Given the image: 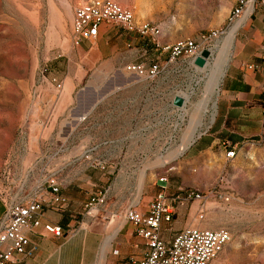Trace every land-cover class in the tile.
Here are the masks:
<instances>
[{
  "label": "rangeland",
  "instance_id": "rangeland-1",
  "mask_svg": "<svg viewBox=\"0 0 264 264\" xmlns=\"http://www.w3.org/2000/svg\"><path fill=\"white\" fill-rule=\"evenodd\" d=\"M82 1L0 0V193L8 198L33 194L41 189L49 171L55 170L63 181L62 187L77 185L84 197L101 191L105 197L98 207L86 209L83 204L80 212L68 215L65 227L58 223L68 236L84 241L93 236L96 226L115 227L127 222L126 209L145 204V196L156 195L162 190L159 178L167 175L168 200L188 188L204 194L202 199L178 205L171 223L181 229L186 223L202 228L226 227L231 233L224 250L209 264H264V138L238 151L235 158L224 160L222 166L211 164L206 155L196 158L192 165L184 164V150L178 149L186 138L208 128L215 117L236 38L240 36L235 34L236 28L221 45L218 38L202 43L212 52L203 68L186 57L172 62L167 53L161 54L148 42L152 50L144 54L142 62L161 61L163 72L159 76L164 79L156 87L159 76L141 78L126 70L119 76L124 80L143 79L142 85L149 83L145 94L148 112L139 121L145 125L144 131L135 133L137 128L132 127L130 134L116 130L109 135L116 144L120 141L121 149L115 147L107 152L98 143L104 135L91 133L92 145L98 143L92 153L107 155L110 160L106 163L93 160L90 164H67L45 158L52 153L58 156L66 144L72 149L81 139L87 140V135L69 129L65 101L67 97L73 100L78 94L90 93V87L85 85L106 76L91 68L89 58L78 54L79 46L73 40L74 10ZM116 1L134 9L137 20L159 24L161 43L199 40L203 34L226 27L242 2ZM258 8L264 7L256 4L247 14ZM107 28L122 29L116 24H107ZM49 74L63 83V90L44 81ZM175 95L184 96L186 104L171 112L166 101ZM166 159L171 163L164 167L161 162ZM74 176L79 179L71 181ZM89 249L88 242H82V254H68L60 264H105L100 262L97 251L89 253Z\"/></svg>",
  "mask_w": 264,
  "mask_h": 264
},
{
  "label": "crops",
  "instance_id": "crops-1",
  "mask_svg": "<svg viewBox=\"0 0 264 264\" xmlns=\"http://www.w3.org/2000/svg\"><path fill=\"white\" fill-rule=\"evenodd\" d=\"M247 12L234 23H228L226 32L218 37V44L221 45L234 28L235 34L240 35L236 38L235 53L228 66L211 125L198 135L186 138L178 148L184 150V164L192 165L196 158L206 155L211 164L222 166L223 161L228 160L227 149L238 152L264 138V8L255 9L251 14ZM165 41L167 40L163 39ZM148 42L151 41L135 33L103 25L94 42L84 40L79 45L78 54L90 59L91 68L106 74L85 85L90 87V93L78 94L73 100L67 97L65 101L69 109L65 118L69 120V129L87 135V140L81 139L72 149L66 144L64 149H60L61 154L56 156L52 153L45 158L67 164L72 161H77L80 165L90 164L93 160L106 163L110 160L107 155L92 153L93 149L98 148V143L104 145L103 149L107 152L115 147L121 149L123 145L120 141L116 144L114 138H109L110 134H114L116 130L130 134L132 127L137 128L134 129L135 133L144 131L145 125H140L139 121L147 117L145 94L149 83L142 85L140 83L144 82L143 79L124 80L119 76L125 72L128 63L145 59L144 54L152 50ZM160 63L162 65L161 61ZM250 64L257 65V68H249ZM163 79L159 76L154 86H161ZM174 97L166 101L171 112L173 108L176 111L179 108L174 105ZM155 111L150 110V113ZM93 132L104 135L95 145L91 142ZM141 146L143 145L139 147ZM170 163L171 159H166L161 165L165 167ZM78 179L79 177L74 176L71 181ZM184 180L183 178L182 181ZM86 181L91 179L87 178ZM183 183L185 185L187 182ZM61 193L64 203L59 207H47L40 226L29 234L37 250L33 257L26 260V264H60L61 260L66 261L68 254L81 255L82 242H88V252L97 251L100 262L105 264H128L144 256L145 241L137 236L135 226L128 221L115 227L96 226L93 228V236L86 237L84 241L81 237L68 236L66 232L62 235L54 234V227L58 223L65 227L68 215L80 212L89 199V196H82V192L74 184L62 187ZM155 196H145L146 203H139L140 206L145 209ZM4 210L5 204L0 195V218ZM180 229L181 226L176 223L164 222L163 237L170 240ZM96 232L101 237L95 236L98 235Z\"/></svg>",
  "mask_w": 264,
  "mask_h": 264
},
{
  "label": "built area",
  "instance_id": "built-area-1",
  "mask_svg": "<svg viewBox=\"0 0 264 264\" xmlns=\"http://www.w3.org/2000/svg\"><path fill=\"white\" fill-rule=\"evenodd\" d=\"M259 4L264 7V0H242L235 8V17L228 22L234 23L251 7ZM116 24L127 32L135 33L144 39H149L157 50L169 55L170 61L186 57L194 59L204 49L205 41L218 38L226 32V27L214 29L208 35L203 34L199 40L183 39L177 45L158 47L155 32L159 24L153 23L149 27H142V21H136L134 9L124 6L116 0H83L74 10L72 21L73 40L81 45L84 40L94 42L103 25ZM249 68L256 69L257 65L250 64ZM264 67V64H263ZM130 74L148 79L157 78L162 65L159 60L149 63L142 61L130 62L125 66ZM47 84H51L61 91L64 85L59 79L49 74L44 77ZM235 149H227L226 157H236ZM98 165L101 164L97 162ZM102 168H105L101 164ZM162 190L146 205H130L125 211L126 221L135 226L137 236L145 241L144 256L132 264H209L228 244L231 233L226 227L202 228L200 226H186L177 231L170 240L163 237V223L172 222L178 205L185 202L202 199L204 194L188 188L184 194H176L168 200L165 189L168 186V176L159 178ZM63 181L57 171H49L43 181L41 189L35 193L8 198L0 193L5 204V210L0 218V264H26V260L34 256L37 246L29 234L40 226L47 207H59L64 203L61 193ZM101 191L91 193L85 203L86 209H93L104 200ZM54 234L62 235L64 228L57 225Z\"/></svg>",
  "mask_w": 264,
  "mask_h": 264
},
{
  "label": "water",
  "instance_id": "water-1",
  "mask_svg": "<svg viewBox=\"0 0 264 264\" xmlns=\"http://www.w3.org/2000/svg\"><path fill=\"white\" fill-rule=\"evenodd\" d=\"M211 54L212 52L208 48H205L202 50L201 54L194 59L193 63L197 67L203 68L208 63V59L210 58ZM185 104L186 99L184 96L176 95L174 97V105H176L177 107L182 108Z\"/></svg>",
  "mask_w": 264,
  "mask_h": 264
},
{
  "label": "bare ground",
  "instance_id": "bare-ground-1",
  "mask_svg": "<svg viewBox=\"0 0 264 264\" xmlns=\"http://www.w3.org/2000/svg\"><path fill=\"white\" fill-rule=\"evenodd\" d=\"M135 19H136V21H139V20H137L136 15H135ZM151 24H153V23L150 21H142V27H149ZM160 35H161V28H160V26H158V32H155V41H156L158 47H167V44L168 45H177L183 40V39H178L174 42L161 43L158 41Z\"/></svg>",
  "mask_w": 264,
  "mask_h": 264
}]
</instances>
